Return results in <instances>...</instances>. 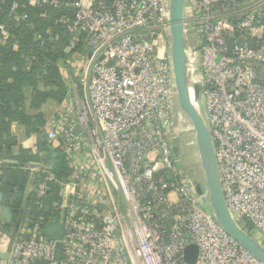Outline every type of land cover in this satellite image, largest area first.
<instances>
[{"label": "built area", "instance_id": "built-area-1", "mask_svg": "<svg viewBox=\"0 0 264 264\" xmlns=\"http://www.w3.org/2000/svg\"><path fill=\"white\" fill-rule=\"evenodd\" d=\"M27 3L71 13L59 21L71 17V42L79 44L64 46L65 94L39 131L67 160V175L60 180L58 168L42 162L37 133L22 142L38 154L20 166L27 195L49 215L13 230L0 219V253L7 254L0 264H263L207 212L171 149L178 128L167 0ZM256 18L243 0H184V28L196 35L189 60L203 86L225 203L264 245V82L257 75L264 49L239 40L253 36ZM0 37L1 44L9 38L3 24ZM7 163L0 153V174ZM54 216L64 228L60 260L55 240L42 234ZM188 245L196 247L193 263Z\"/></svg>", "mask_w": 264, "mask_h": 264}, {"label": "trees", "instance_id": "trees-1", "mask_svg": "<svg viewBox=\"0 0 264 264\" xmlns=\"http://www.w3.org/2000/svg\"><path fill=\"white\" fill-rule=\"evenodd\" d=\"M13 3H17L15 13L11 12ZM63 12L68 11L29 6L27 0H0V25L3 24L9 33L7 42L0 43V153L6 149L9 158L17 161L16 164L7 163L5 167L10 173L9 180L16 185L25 184L28 180L27 173L20 166L38 159V154L33 153L26 142L19 144L13 153L17 145L16 126L21 125L28 137L37 133L36 143L40 147L45 146V138L39 132L46 116L40 110L41 106L48 100L60 101L65 94L59 63L70 53L64 51V46L72 41L76 32L71 29V17L67 23L59 21ZM22 14L27 17L23 19ZM233 40V37H228V45ZM239 40L254 48L264 45V38L246 36ZM48 87L55 89L47 91ZM56 167L67 169V160L59 153ZM15 190L11 191L6 183L0 185L2 204L19 208L7 229L12 227L13 230L14 224L23 220L49 215L38 208L32 195L23 200L22 193ZM16 195L18 198L12 201Z\"/></svg>", "mask_w": 264, "mask_h": 264}, {"label": "water", "instance_id": "water-1", "mask_svg": "<svg viewBox=\"0 0 264 264\" xmlns=\"http://www.w3.org/2000/svg\"><path fill=\"white\" fill-rule=\"evenodd\" d=\"M169 12V29L167 32L169 54L171 58L173 77L175 83V94L172 99V109L174 113L175 124L178 128L177 134L170 140L173 153L177 146L182 151V155H176L180 161L184 173L194 186L195 192L205 200L209 195V203L214 217H212L222 229L243 248H245L253 257L264 264V245L258 241L251 233L240 227L233 219L228 210L224 194L222 191L221 180L215 158L213 141L206 122L205 112L201 109L202 83L197 79L196 70L191 66L188 50L195 43V33L191 29L184 28L183 5L184 0H167ZM233 32H230V37ZM69 52V49H66ZM189 69L193 80L192 93L189 94L185 83V71ZM55 89L46 88L47 91ZM14 106V105H12ZM44 136V133H40ZM174 144H171V142ZM39 151L44 152L41 156L42 162L52 167H56L57 153L51 145L40 147ZM8 163L16 164L17 161L9 159L6 149L1 152ZM185 163H192L193 170L199 174V181H195L189 168ZM67 172L65 169L57 170V177L65 180ZM10 173H2V183L9 185L10 190L17 189L24 195L23 200L28 194V185L12 183ZM206 185L205 192L201 193L200 184ZM3 194L0 191V219L3 225L9 227L12 220L13 209L8 205H2ZM48 211V208L45 209ZM211 215V213H209ZM212 216V215H211ZM32 225V222L29 224ZM63 224L58 216L46 221L42 234L55 240L56 242V260H60L62 252ZM7 257V254L0 253V259ZM193 263V262H192ZM34 264H48L45 261L37 260Z\"/></svg>", "mask_w": 264, "mask_h": 264}, {"label": "crops", "instance_id": "crops-1", "mask_svg": "<svg viewBox=\"0 0 264 264\" xmlns=\"http://www.w3.org/2000/svg\"><path fill=\"white\" fill-rule=\"evenodd\" d=\"M244 3V9L246 10H250L253 11L254 13H256V30L253 32V38L256 39H262L264 38V0H243ZM254 48V47H253ZM255 48H263L264 49V45H261L259 47H255ZM264 60L262 62L259 63L258 68H257V75L258 78L264 82ZM61 72V71H60ZM61 77L63 78V75L61 73ZM54 100H48L47 102H45L42 106H41V111L44 112L43 106L45 104H47V107L50 108L53 104ZM28 104V102H27ZM46 115V114H45ZM17 133H23L25 139L28 138V136H26L24 134V128L21 125H17L16 126V136L18 135ZM24 139V140H25ZM24 140H22L21 142H19L18 140V136H17V145L13 148V153H16V149L17 146L19 144H21Z\"/></svg>", "mask_w": 264, "mask_h": 264}, {"label": "rangeland", "instance_id": "rangeland-1", "mask_svg": "<svg viewBox=\"0 0 264 264\" xmlns=\"http://www.w3.org/2000/svg\"><path fill=\"white\" fill-rule=\"evenodd\" d=\"M67 45L71 46L73 49H79V44L72 45V42H69V44H67ZM64 51H65V47H64ZM263 68H264V65H263ZM200 105H201V109L205 112L206 109H205V103L203 100L200 101ZM43 109H44V113L47 115L49 113V108L47 107V104H45L43 106ZM17 134H18L17 136H18L19 142H21L22 140L25 139L23 133H17ZM171 144H174V142L172 141ZM174 152H175V155H178V156L182 155V151L179 149V146L176 147ZM185 166H187L189 168L190 172L193 175L194 180L198 182L200 179L199 174L193 170V164L192 163H185ZM199 187H200L201 193L205 192L206 185L204 183H201ZM19 192L21 193V191H19ZM204 199L205 200H202V202H203L207 212L211 213L212 217H214L212 208H211L210 203H209V195H206ZM252 235H254L258 239H262L261 235L257 231H252ZM185 259H186V261H188L190 263L195 261V259H196V247L194 245H188L185 248Z\"/></svg>", "mask_w": 264, "mask_h": 264}, {"label": "bare ground", "instance_id": "bare-ground-1", "mask_svg": "<svg viewBox=\"0 0 264 264\" xmlns=\"http://www.w3.org/2000/svg\"><path fill=\"white\" fill-rule=\"evenodd\" d=\"M185 83H186L188 93L191 94L192 88H193V80L191 76V71L189 69H186L185 71Z\"/></svg>", "mask_w": 264, "mask_h": 264}, {"label": "flooded vegetation", "instance_id": "flooded-vegetation-1", "mask_svg": "<svg viewBox=\"0 0 264 264\" xmlns=\"http://www.w3.org/2000/svg\"><path fill=\"white\" fill-rule=\"evenodd\" d=\"M14 190H15V189H14ZM15 191H16V190H15ZM19 193H20V192H19ZM21 193H22V192H21ZM18 196H19V195H16V197H13V198H12V201H14L15 198H18ZM22 197H24L23 193H22ZM11 208H12V207H11ZM12 209H13V212H12V216H13V214H15V213L18 212V209H19V208H17V206H16V207H13ZM16 224H17V223H16ZM16 224H14V225H16Z\"/></svg>", "mask_w": 264, "mask_h": 264}]
</instances>
